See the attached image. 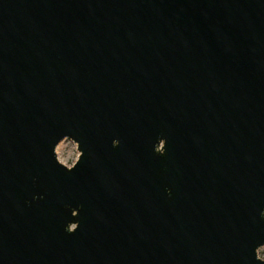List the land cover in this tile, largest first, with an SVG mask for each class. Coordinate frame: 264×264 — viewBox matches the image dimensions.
<instances>
[{"label":"water","instance_id":"1","mask_svg":"<svg viewBox=\"0 0 264 264\" xmlns=\"http://www.w3.org/2000/svg\"><path fill=\"white\" fill-rule=\"evenodd\" d=\"M263 246L264 0H0V264Z\"/></svg>","mask_w":264,"mask_h":264},{"label":"rangeland","instance_id":"2","mask_svg":"<svg viewBox=\"0 0 264 264\" xmlns=\"http://www.w3.org/2000/svg\"><path fill=\"white\" fill-rule=\"evenodd\" d=\"M58 158L60 161L68 162V163H74L78 156L79 151L77 149V143H75L71 139H63L56 148ZM262 257H264V246L259 248L258 250Z\"/></svg>","mask_w":264,"mask_h":264},{"label":"built area","instance_id":"3","mask_svg":"<svg viewBox=\"0 0 264 264\" xmlns=\"http://www.w3.org/2000/svg\"><path fill=\"white\" fill-rule=\"evenodd\" d=\"M264 258V257H263Z\"/></svg>","mask_w":264,"mask_h":264}]
</instances>
